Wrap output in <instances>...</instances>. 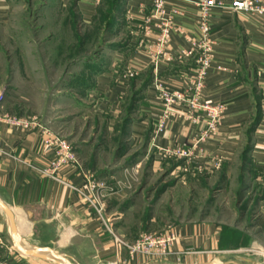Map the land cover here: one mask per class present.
<instances>
[{"label": "crops", "instance_id": "crops-1", "mask_svg": "<svg viewBox=\"0 0 264 264\" xmlns=\"http://www.w3.org/2000/svg\"><path fill=\"white\" fill-rule=\"evenodd\" d=\"M97 1L76 0L84 24L91 20ZM223 1L225 6L208 11L213 48L200 96L204 101L223 102L224 112L216 132L193 149V166L186 175L195 179V174L197 177L214 174L219 178L215 187L258 190L249 201L254 212L250 213L247 226L221 222L207 214L179 215L164 227L165 232H172L175 237L168 255L160 259L140 254L130 256L125 248L115 245L86 202L84 195L92 197L93 192L80 167L71 162L61 166L56 175L65 182L46 176L42 170L53 157V151L45 147L43 135L35 129L0 122V199L14 216L15 237L24 248L47 247L73 264H264L262 260L253 261L234 253L242 250L238 246L245 240L254 243L249 228L255 222L251 221L259 215L264 217V130L260 110V92L264 88V28L261 15L233 11L228 6L231 0ZM152 3L153 0L124 1L118 17L124 20L117 31L123 40L116 48L101 53L89 74L88 84H75L79 96L74 103L81 105L76 111L79 116L92 118L102 129L119 123L126 109L132 107V119L126 130V139L132 144L129 147L134 149L131 157L136 152L140 154L139 160L147 158L153 168H159L164 158L158 147H189L197 129L190 119L175 114L156 137L152 136L161 110L153 81L158 78L170 87H183L196 63L195 56L190 55L182 60H159L154 68L144 48L154 34L144 29V16L150 13ZM8 7L6 0H0V25L8 20ZM165 8L178 9L167 45L169 52L175 54L189 47L190 39L198 36L197 8L191 0H165ZM72 67L76 74L86 68L84 62ZM129 71L132 75H128ZM63 73L61 69L52 87L57 95L69 86V79L65 80ZM25 74L18 58L8 68V75L0 79L4 98L18 90V85L26 84ZM21 77L25 79L23 82ZM40 120L50 122L42 117ZM98 127H94L93 133H98ZM92 140L73 148L83 169L88 165L86 157L91 158L90 168L98 169L99 146L103 143ZM248 146L249 151L244 155ZM214 158L221 161L218 167H213L210 161ZM125 195L118 193L111 197L119 200ZM131 205L128 202L125 208ZM119 209L112 212L119 219L114 223L117 229L123 228L126 216V209ZM110 210L109 206V213ZM145 218L153 219L150 213ZM257 226L261 229L260 224ZM9 247L15 250L6 256L10 264H58L45 249L38 251L40 256L26 255L16 249L8 217L0 207V248Z\"/></svg>", "mask_w": 264, "mask_h": 264}, {"label": "rangeland", "instance_id": "rangeland-1", "mask_svg": "<svg viewBox=\"0 0 264 264\" xmlns=\"http://www.w3.org/2000/svg\"><path fill=\"white\" fill-rule=\"evenodd\" d=\"M6 1L9 5L8 20L5 25H0V79L8 75V68L19 58L27 73V80L21 77V81L25 80L27 85H18V90L9 92L3 98L0 110L23 117L50 120L43 121L53 131L65 137L72 149L91 139L94 143H103L99 146L98 169H91V158L86 157L88 165L84 170L89 172L93 181L103 184L100 189L105 214L112 218L114 230L125 242L133 241L143 232H164L167 224L175 221L179 215L186 216L188 213L195 216L207 214L221 222L247 226L251 215L249 201L258 194V190L249 188L239 193L228 185L219 189L215 187L219 178L214 174L199 177L195 174L194 179L181 171L176 157H164L163 165L153 168L147 158L139 160L140 154L136 155L135 152L131 157L134 149L129 147L132 145L131 141L122 135L120 124L102 129V125L98 127L92 118L78 115L76 111L81 105L74 103L79 92L77 87L72 86L73 81L69 82L72 83L70 86L66 85L64 93L60 95L52 89L61 75V69L66 71L65 65L68 63L67 56L61 58V62L54 63L59 50L69 55L75 50L73 48H77L79 38L85 37L81 48L83 51L80 50L79 54L84 56L92 52L101 57L103 51L116 48L107 46L108 41L114 45L121 43L123 37L118 36L117 31L124 18H118L120 20L112 26L107 25L112 0L101 1L95 21L87 24H81L79 15L70 5L72 0ZM76 72L72 67L63 74L65 79L72 80L71 76ZM95 126L100 129L97 130L98 133H93ZM118 193L126 195L119 200L111 197ZM128 202L132 205L126 209ZM109 206L112 208L110 213ZM119 208L126 209L125 224L121 229H117L114 224L119 221L118 217L112 214ZM247 210L248 214H245ZM149 213L153 217L151 221L145 218ZM260 221L263 224L258 229L256 223ZM251 222L254 225L249 229L254 243L250 244L245 240L238 246L242 250L234 253L253 261H264V217L259 215ZM126 233L132 237L124 235ZM14 251L11 247L0 248V261H7L6 256Z\"/></svg>", "mask_w": 264, "mask_h": 264}, {"label": "built area", "instance_id": "built-area-1", "mask_svg": "<svg viewBox=\"0 0 264 264\" xmlns=\"http://www.w3.org/2000/svg\"><path fill=\"white\" fill-rule=\"evenodd\" d=\"M197 8V38L190 39V45L186 49L173 54L168 50L170 34L174 27V16L178 13L177 8L169 11L165 8V0H153L150 13L144 16L147 32H153L152 40L145 45V51L150 62L157 67L159 60L171 61V59L182 60L190 55L195 56V67L186 76L187 83L183 87H170L164 81L155 78L153 87L160 99L161 110L155 124L153 125L152 136L156 137L163 128L165 122L173 115L179 114L184 118L190 119L196 126V134L189 147L183 145L159 146L158 152L164 157H176L182 159L183 164L179 166L181 171H191L192 151L198 144L206 141L214 134L222 118L224 103L210 102L203 100L200 91L204 85V77L210 65L212 55V42L209 29V9L212 7L225 6L223 0H191ZM233 11L239 10L248 13H256L262 16V26L264 28V0H231L228 4ZM128 75H132L129 71ZM262 110L261 119L264 130V88L260 92ZM4 89H0V104L4 98ZM0 122L12 124L22 129H35L43 135L44 145L53 151V157L49 160L43 173L56 181L65 182L57 177V171L67 163H73L80 167L83 177L92 190V197L84 195L86 202L91 206L99 220L102 228L112 237L117 247L125 248L130 256L135 254L144 255L149 258L160 259L170 252V244L174 240L172 232H143L133 241L125 242L113 228V221L110 216L105 214V204L101 187L103 184L96 183L90 178L89 172L85 171L79 164L76 153L71 148L69 142L60 133L53 131L48 125L44 124L37 117L19 116L2 112L0 110ZM213 167L221 164L219 158L210 160ZM67 183V182H66ZM71 185V184H70ZM76 189L75 186L71 185ZM0 264H10L9 261H0Z\"/></svg>", "mask_w": 264, "mask_h": 264}, {"label": "trees", "instance_id": "trees-1", "mask_svg": "<svg viewBox=\"0 0 264 264\" xmlns=\"http://www.w3.org/2000/svg\"><path fill=\"white\" fill-rule=\"evenodd\" d=\"M104 2L103 0H98L97 1V4H96V6H95V10H94V13L91 15L92 16V18H91V20H90V22L89 23H92V21L94 22L95 21V18H96V12H97V7L102 3V2ZM124 1L125 0H112V3L110 2V12H109V19L107 20V25L109 26H112L115 22H117V20H118V17L120 16L119 14H120V12H121V10H122V7H123V3H124ZM70 5H71V7H72V9H74L75 10V13L76 14H78L79 15V17H80V21L82 22V17L80 16V13H79V11H78V9H77V5H76V0H72L71 1V3H70ZM111 15V16H110ZM81 24H83V22L81 23ZM77 36V35H76ZM84 36H85V34H84ZM89 36V35H88ZM88 36L86 37V38H88ZM86 39H85V37H80L79 38V43L77 42L76 44L78 45H76V47L77 48H73V49H75V50H73V49H71L70 48V50H73V52L71 53V54H67V55H65V54H63V52L61 51V50H59L58 51V53L55 55V57H54V63L56 64V63H59V62H61V58H63V57H66L67 56V64L65 65L66 66V71H64V73L65 72H69V69H71L72 68V65L73 64H75V63H77V62H84V66H86V68H85V70L82 72V73H80V74H73L72 76H71V79L72 80H69V82L70 81H73V84L72 83H69V86H70V84H72V86H75V84L77 85V84H79V85H86V84H88L89 82H88V80H89V74H90V72L91 71H93V69H94V67L96 66V64H97V59H98V57H100V56H97L95 53H92L91 52V54H89V55H80L79 53H80V50H81V48H82V45L84 44L83 42L85 41ZM105 40H107V39H105ZM83 43V44H82ZM119 44H116V45H114V44H112V43H110V41H108V45L107 46H110V47H117ZM73 46H75V43H73ZM81 51H83V50H81ZM65 55V56H64ZM88 72V73H87ZM63 77H64V74H63ZM64 79H65V77H64ZM70 79V78H69ZM65 80H68V79H65ZM260 105H261V103H260ZM132 108V107H131ZM131 108L130 107H128L127 109H126V111H125V113H124V116L122 117V119H121V121L119 122V123H117V124H120L119 126H120V130L122 131V135L125 137L126 135H127V127H128V125H129V123H130V121H131V119H132V116H131V114H130V110H131ZM261 110V109H260ZM261 113H262V110H261ZM116 124V125H117ZM247 149L244 151V155H246L247 154V152L249 151V146L248 147H246ZM75 151V150H74ZM119 152V151H118ZM120 153V152H119ZM176 162H178L177 163V166H181L182 164H183V162H182V159H176ZM239 193L241 192V191H238ZM254 207L252 206L251 208H250V210H251V214L254 212ZM263 221V220H262ZM262 221H260V222H258V223H256V224H260V225H262L263 224V222ZM257 222V221H256Z\"/></svg>", "mask_w": 264, "mask_h": 264}, {"label": "water", "instance_id": "water-1", "mask_svg": "<svg viewBox=\"0 0 264 264\" xmlns=\"http://www.w3.org/2000/svg\"><path fill=\"white\" fill-rule=\"evenodd\" d=\"M0 207L2 208V210L5 212L6 216L8 217L9 220V224H10V233L12 234V238L14 241V245L16 247V249H18L19 251H21L22 253L28 255V254H32V255H39V250H47L51 253V255L53 256V259L58 263V264H73L71 263L66 257H64L62 254H57L55 252H53L52 249L44 247L42 249H35V248H24L19 241L16 239L15 237V221H14V216L11 212V210L8 208V206L3 202V200L0 199ZM43 256V255H42ZM46 256V255H44ZM43 256V257H44Z\"/></svg>", "mask_w": 264, "mask_h": 264}, {"label": "bare ground", "instance_id": "bare-ground-1", "mask_svg": "<svg viewBox=\"0 0 264 264\" xmlns=\"http://www.w3.org/2000/svg\"><path fill=\"white\" fill-rule=\"evenodd\" d=\"M67 235V234H66ZM64 241V240H63Z\"/></svg>", "mask_w": 264, "mask_h": 264}]
</instances>
